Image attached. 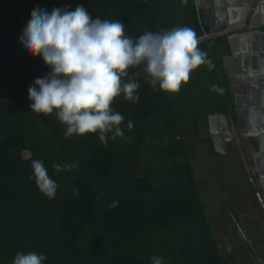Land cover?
Returning <instances> with one entry per match:
<instances>
[{
	"label": "trees",
	"instance_id": "obj_1",
	"mask_svg": "<svg viewBox=\"0 0 264 264\" xmlns=\"http://www.w3.org/2000/svg\"><path fill=\"white\" fill-rule=\"evenodd\" d=\"M81 5L93 19L121 21L133 39L185 26L197 39L210 33L196 0H0V264L30 251L45 255L43 264H152L153 256L162 264H234L214 237L182 139L187 111L203 131L209 114L229 112L216 107L222 84L210 65L229 51L228 36L198 41L210 63L192 70L180 101L153 89L143 65L129 68V76L140 72L134 76L139 100L121 94L112 103L124 117L123 136L106 145L93 133L65 138L55 113L30 109L29 86L51 68L24 49L20 36L32 10ZM212 103L213 110L202 107ZM206 143L215 154L210 136ZM33 160H41L56 182L54 198L29 178ZM55 164L77 166L56 170ZM113 201L118 206L110 208Z\"/></svg>",
	"mask_w": 264,
	"mask_h": 264
},
{
	"label": "clouds",
	"instance_id": "obj_2",
	"mask_svg": "<svg viewBox=\"0 0 264 264\" xmlns=\"http://www.w3.org/2000/svg\"><path fill=\"white\" fill-rule=\"evenodd\" d=\"M20 41L30 55L41 56L51 68L45 77L36 78L29 86L30 109L44 115L55 113L66 126L65 138L93 133L105 145L109 138L123 136L120 125L124 117L112 109L114 99L123 94L133 103L139 100L136 95L139 83L134 76L140 72L129 76V68L143 65L153 89L158 86L161 91L176 93L190 79L192 70L210 63L189 27L146 32L133 39L125 35L121 21L93 19L82 5L74 11L32 10ZM127 126L131 129L133 122L129 120ZM76 166L55 164L53 167L60 170ZM31 167L33 173L29 178L35 179L44 195L54 198L58 186L43 162L33 160ZM73 194H78L76 189ZM117 206L118 201H113L110 208ZM45 260V255L34 251L17 252L11 264H43ZM162 262V257H152V264Z\"/></svg>",
	"mask_w": 264,
	"mask_h": 264
},
{
	"label": "rangeland",
	"instance_id": "obj_3",
	"mask_svg": "<svg viewBox=\"0 0 264 264\" xmlns=\"http://www.w3.org/2000/svg\"><path fill=\"white\" fill-rule=\"evenodd\" d=\"M192 90L198 91V87L194 85ZM173 95L180 101L181 88ZM187 112L189 115L182 127L185 130L182 139L186 148L192 151L190 153L188 150L189 159L201 185V201L214 237L234 264H264V206L259 200L251 201L247 184L254 191L261 188L258 177L252 170V162L248 160L249 152L240 142L243 155L214 154L212 147L206 143L208 131H203L201 127L197 129L198 119L190 115L193 114L191 110ZM229 112L233 114L235 111L230 108ZM234 120L236 121L235 117ZM238 132L236 130L235 133ZM191 133H198L199 136ZM251 177L255 179L254 183L251 182ZM239 227L243 230L246 227L249 231L247 240L251 248L242 245Z\"/></svg>",
	"mask_w": 264,
	"mask_h": 264
},
{
	"label": "water",
	"instance_id": "obj_4",
	"mask_svg": "<svg viewBox=\"0 0 264 264\" xmlns=\"http://www.w3.org/2000/svg\"><path fill=\"white\" fill-rule=\"evenodd\" d=\"M246 26L250 41L253 42L260 36L257 32L259 29ZM229 32L231 30L227 31ZM239 34L230 33L227 37L230 56L238 58L242 66L241 73L248 76L245 77L246 82L251 81V84H248L243 100L234 102L233 114L226 112L208 116L207 131L215 153L219 156L243 155L239 145L242 142L249 152L255 174L264 192V113L263 116L257 114L259 108L264 109L261 107H264V43L260 48L251 45L249 52H246L245 41L240 42ZM227 74L230 76L229 72ZM250 74L255 76L250 77ZM236 130L239 131L238 134L235 133Z\"/></svg>",
	"mask_w": 264,
	"mask_h": 264
},
{
	"label": "crops",
	"instance_id": "obj_5",
	"mask_svg": "<svg viewBox=\"0 0 264 264\" xmlns=\"http://www.w3.org/2000/svg\"><path fill=\"white\" fill-rule=\"evenodd\" d=\"M196 4L198 10L202 14L204 23H208L210 27V33L209 35L205 34V38L219 37L222 35L228 36L230 33H240V42L241 40L245 41L247 47V50H245L246 52H249L251 45L254 48L262 47L264 42V0H196ZM246 25L252 29H259L260 31H257L260 36L257 39H254L253 42L250 41ZM230 30L231 32L227 33V31ZM245 34L246 37H244ZM202 39L203 38L197 40L201 41ZM260 53L262 52L260 51ZM230 54L231 52L229 48V51L226 54L223 53L220 62L215 59L214 62H211L212 64H210L212 68L219 72L216 82L222 84V87H220L219 90L222 95V101L221 104L216 105V107H220L222 110L226 108L234 109V102H239L241 99L243 100L245 90L249 86L248 84H251V81L249 83L246 82L245 77L248 76H244L241 73L242 66L238 58L232 57ZM223 58H225L224 61ZM227 72L230 73V76ZM254 76L255 75L250 74V77ZM213 100L214 98L210 97L208 101L213 102ZM208 105L209 107H207V104L202 107L205 110L206 108L210 110L215 109V106H211L214 105L213 103ZM218 113H211L209 115ZM263 113L264 111L259 108L257 114L263 116ZM207 128L208 123L206 124V129ZM247 186L251 193V201L257 202L256 191H254V188L248 184Z\"/></svg>",
	"mask_w": 264,
	"mask_h": 264
},
{
	"label": "built area",
	"instance_id": "obj_6",
	"mask_svg": "<svg viewBox=\"0 0 264 264\" xmlns=\"http://www.w3.org/2000/svg\"><path fill=\"white\" fill-rule=\"evenodd\" d=\"M252 170H254V168L252 169ZM255 171V170H254ZM251 182L252 183H254L255 182V179L253 178V177H251ZM256 196H257V199L259 200V202L264 206V194H263V192L261 191V190H257L256 191ZM235 216V215H234ZM236 217V216H235ZM236 222H237V220H236ZM239 232H240V234H241V236L243 237V238H248V236H247V232H246V229L245 230H243L242 228H240L239 227Z\"/></svg>",
	"mask_w": 264,
	"mask_h": 264
},
{
	"label": "flooded vegetation",
	"instance_id": "obj_7",
	"mask_svg": "<svg viewBox=\"0 0 264 264\" xmlns=\"http://www.w3.org/2000/svg\"><path fill=\"white\" fill-rule=\"evenodd\" d=\"M264 43V42H263ZM261 107H262V109L264 108L263 107V105H261ZM264 110V109H263ZM249 161H251V158H250V155H249V159H248ZM252 162V161H251ZM252 165V169H253V164H251ZM263 192V191H262Z\"/></svg>",
	"mask_w": 264,
	"mask_h": 264
}]
</instances>
